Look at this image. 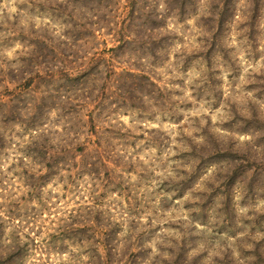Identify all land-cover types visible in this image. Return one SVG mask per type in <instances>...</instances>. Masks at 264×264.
I'll list each match as a JSON object with an SVG mask.
<instances>
[{
  "label": "rangeland",
  "instance_id": "1",
  "mask_svg": "<svg viewBox=\"0 0 264 264\" xmlns=\"http://www.w3.org/2000/svg\"><path fill=\"white\" fill-rule=\"evenodd\" d=\"M135 2L0 0V259L264 264V0Z\"/></svg>",
  "mask_w": 264,
  "mask_h": 264
},
{
  "label": "trees",
  "instance_id": "2",
  "mask_svg": "<svg viewBox=\"0 0 264 264\" xmlns=\"http://www.w3.org/2000/svg\"><path fill=\"white\" fill-rule=\"evenodd\" d=\"M158 1V0H157ZM162 5H164V9H165V14L158 12L157 13V17L155 16H151V14H149L147 11H144V15L142 16V20L145 23V25H148L149 22L152 24V28L155 29L157 28L159 31H165V22L166 19L169 18H173L176 19L178 21H184V19H187L188 17H191L193 15L195 16H199L198 13V6H199V1L200 0H159ZM219 1H221L219 3ZM255 3V12H257L258 10V4L260 0H252ZM235 2H237V0H213L212 4L213 7L211 5L212 8V12L211 11V15H215L218 16V19L216 17H209L206 15H201L200 18L198 20L202 21V27L204 28V32L208 31V28L210 26L211 23L216 22L218 20L219 23H222V18L225 17V15L231 14L234 12L235 10ZM128 4L129 7H131L130 10V15L133 14L134 10H135V0H128ZM209 4H211V1L209 2ZM218 8V9H217ZM215 9H217V11H215ZM158 18V19H157ZM157 19V20H156ZM206 28V29H205ZM251 31V27L249 28ZM161 33V32H159ZM250 33V32H249ZM248 33V34H249ZM161 38V43L162 45H158V48H164V44H163V37L160 36ZM249 39L252 40L251 37L248 36ZM126 43V39L123 37V35L120 36V39H118V44L115 45L114 47H111L110 49H112L113 51H115L117 48H121L124 44ZM114 69V68H113ZM112 72H116L115 69ZM126 73H130L132 75H138V73H134L132 71H123ZM117 74V72H116ZM120 76L123 75L122 73L119 74ZM53 76V75H52ZM143 77H145V75H142ZM24 80H27L24 84V87H30L32 84V80L28 79V78H24ZM47 87H50L49 83H46ZM47 94L44 96L45 97V103L46 106L51 108L52 105H54V96L52 94H50L48 91H46ZM62 104V103H60ZM46 107V108H47ZM43 114V108H40V112L36 113L31 120L34 119V117L39 118L41 115ZM48 134L45 135V141L48 142L49 137L47 136ZM39 149V147L36 148V150ZM42 150V149H41ZM47 155L51 158L54 156V153H50L49 151H47ZM77 230V229H76ZM80 233L82 232V230L84 231L85 229H79ZM174 250L170 251L172 254H174L177 251H180V254L182 252H184L185 247L184 245H177L175 244ZM14 253V251H13ZM13 253H11L9 251L8 253V257H5L4 259H0V264H14L15 260H14V255H12ZM98 259H102L101 264H115L114 261L116 259L115 255H112V253H108L107 257H100ZM180 262H178L175 259V264H179Z\"/></svg>",
  "mask_w": 264,
  "mask_h": 264
}]
</instances>
